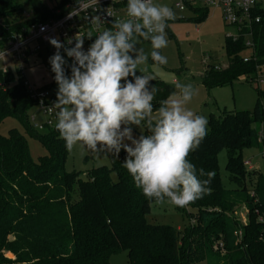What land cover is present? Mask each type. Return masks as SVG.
I'll return each instance as SVG.
<instances>
[{
  "label": "trees",
  "instance_id": "obj_1",
  "mask_svg": "<svg viewBox=\"0 0 264 264\" xmlns=\"http://www.w3.org/2000/svg\"><path fill=\"white\" fill-rule=\"evenodd\" d=\"M70 1L50 10L42 0H28L34 14L27 19L19 0H0V49L30 24L61 17L56 12ZM198 13L196 21L201 23L208 13ZM258 15L262 22L253 26L255 59L243 61L244 40L226 39L229 65L208 66L202 76L206 88L253 80L264 67V11ZM0 84L6 86L0 87V127L15 119L48 151L34 161L28 140L18 129L8 136L0 134V264H110L113 256L124 252L129 264H264V171H248L244 156L261 147L255 126L264 121V90L257 89L252 111L210 115L206 136L187 159L199 179H208L199 175L200 169L215 175L207 186L210 192L187 205L195 210L190 214L195 223L177 229L148 221L156 203L135 187L123 167L127 155L123 150L118 157L111 155L110 167H95L84 177L67 172L65 142L56 128L45 133L34 129L29 112L36 104L16 72L0 71ZM152 86L157 89L155 112L175 88L160 79L150 82L149 91ZM50 87L56 98V82ZM144 129L141 135L150 134ZM223 151L233 190L225 188L220 174ZM242 205L248 210L246 224L230 215ZM220 241L224 253L215 249ZM11 254L14 259L7 256Z\"/></svg>",
  "mask_w": 264,
  "mask_h": 264
},
{
  "label": "clouds",
  "instance_id": "obj_2",
  "mask_svg": "<svg viewBox=\"0 0 264 264\" xmlns=\"http://www.w3.org/2000/svg\"><path fill=\"white\" fill-rule=\"evenodd\" d=\"M174 17L167 5L127 0L126 19L112 21V28L98 34L87 52L82 50L84 39H75V46L66 49L74 59L70 75L60 54L64 45L50 39L57 49L49 62L58 86L51 108L56 110L55 128L68 151L79 146L82 152L107 151L118 157L123 150L127 154L123 167L146 199L186 207L210 192L207 186L215 175L200 169L199 175L208 179H199L187 159L206 136L207 119L186 107L195 89L180 83L175 86L179 91L161 101L154 116L157 89L148 90L154 77L140 68L149 57L153 66L167 63L160 50L167 47L165 29ZM141 39L150 42V52L137 51ZM142 124L150 134L134 139L127 126Z\"/></svg>",
  "mask_w": 264,
  "mask_h": 264
},
{
  "label": "rangeland",
  "instance_id": "obj_3",
  "mask_svg": "<svg viewBox=\"0 0 264 264\" xmlns=\"http://www.w3.org/2000/svg\"><path fill=\"white\" fill-rule=\"evenodd\" d=\"M24 6L23 16H33V10L28 0H19ZM46 7L50 10L55 9L63 0H42ZM181 0H154L155 4L169 6L175 13L174 19L168 21V26L165 29L167 47L161 49V54L167 58V63L164 65L153 66V61L149 57L146 65H141L143 74H149L154 77L153 80L160 79L166 84L175 88V92L179 90L175 87L177 83L192 84L195 89V95L192 100L186 105L188 109L196 115L203 116L207 119V128L209 130V117L211 114L220 115L224 112L234 111H252L256 105L258 94L257 89L264 90V83L258 84L254 79L248 80L242 78L232 86L217 87L209 90L203 83L201 76L208 66L226 68L229 65V59L226 52V39L230 34L235 33L234 30L228 27L222 18V13L217 8L209 10V16L204 22L196 21V14L193 10L187 9L185 12H180L177 4ZM62 12L68 11L66 7L60 9ZM200 14V13H199ZM137 51L143 49L146 53L151 51L149 41L141 40L136 45ZM61 56L66 61V74L70 75V65L73 64L65 51L60 52ZM132 55V54H131ZM45 56L43 63L30 65L27 69L26 76L29 81L40 89L47 90L54 96V91L47 86L55 83V73L52 72L50 57ZM135 58V53L133 54ZM33 63V62H32ZM9 69L15 73V65L11 59L0 61V71ZM264 74V69L261 71ZM137 75H141L139 70ZM152 80V81H153ZM123 83V82H122ZM8 88L13 84H7ZM58 87V86H57ZM55 89V88H53ZM58 91V89H57ZM56 91V93H57ZM56 101V99H55ZM264 105V101H263ZM37 118V122H43V117L38 107H34L29 112L30 122L32 116ZM155 116V112H153ZM122 126V130H123ZM132 129L134 139H138L141 133L145 131L143 124L141 126L128 125ZM256 129L264 130L262 124L255 126ZM18 129L28 140L31 157L34 161H38L40 157L48 155L47 149L36 139L31 138L25 131L24 126L15 119H7L0 127V134L8 136L9 131ZM42 133H45L44 131ZM124 143L130 144V141L125 140ZM260 148L250 149L244 153L245 160H251L252 164L258 166L252 171H264V144ZM113 153L90 151H81L79 146L74 147L69 151L65 169L67 172H81L82 176L88 170L99 166H111V155ZM227 152L223 151L219 155L220 174L223 184L227 190L236 188L235 184L228 179L226 171ZM246 169L249 170L247 167ZM116 179L115 173L113 174ZM195 213L192 208L176 207L170 204H154L152 205L151 213L148 215V221L152 224L171 225L174 228H184L186 225H192L195 219L190 218V214ZM232 215L241 224H246L248 221V210L246 206H240ZM224 253V251H221ZM10 259H14L11 254L7 255ZM110 264H129L127 253L124 252L115 255L111 258ZM200 264H206L201 262Z\"/></svg>",
  "mask_w": 264,
  "mask_h": 264
},
{
  "label": "built area",
  "instance_id": "obj_4",
  "mask_svg": "<svg viewBox=\"0 0 264 264\" xmlns=\"http://www.w3.org/2000/svg\"><path fill=\"white\" fill-rule=\"evenodd\" d=\"M126 6L127 0H72L65 5L68 11L58 10L56 12L61 17L30 24L0 49V61L6 59L13 61L18 79L22 81L44 119L43 122H37V118L33 115L31 123L34 129L43 132L55 128L57 118L56 110L51 108L55 102L54 96L47 90L34 86L26 76L31 59L39 57L44 51L54 55L57 49L49 43V40L53 38L64 45L60 52H66V49L74 47L75 39H84L82 50L87 52L98 34L112 28V21L126 19ZM177 8L180 12H185L187 9L217 8L221 10L224 23L235 32L228 35L227 39L233 42L244 40L246 54L243 61L247 63L255 59L253 26L262 22V17L258 15V12L264 11V0H181ZM97 17H99L98 20ZM26 18L31 19L29 15ZM71 59L74 63V59ZM2 72L10 71L6 68ZM254 80L258 84L264 83V74H261V69ZM0 87L5 88L6 86L0 84ZM261 124L264 128V121ZM258 136L259 143L264 144V130H259ZM245 167L251 171L257 168L251 160H245ZM215 249L224 251V243L218 242Z\"/></svg>",
  "mask_w": 264,
  "mask_h": 264
},
{
  "label": "crops",
  "instance_id": "obj_5",
  "mask_svg": "<svg viewBox=\"0 0 264 264\" xmlns=\"http://www.w3.org/2000/svg\"><path fill=\"white\" fill-rule=\"evenodd\" d=\"M199 10H203V9H194V10H193V13L196 14V15H195L196 18L199 16V13H198ZM206 11H207V13H208V14H207V17H206V19H207L208 16H209V10H206ZM220 12H221V10H220ZM221 13H222V12H221ZM206 19H205V20H206ZM205 20H204V21H205ZM204 21H203V22H204ZM141 40H142V39H141ZM131 54L133 55L134 53H131ZM45 56H51V55H50L48 52L44 51L41 55H39V57H35V58L31 59L30 65H32V64H33V65H37V64L40 63V62L43 63V61H44V57H45ZM32 62H33V63H32ZM30 65H29V66H30ZM263 69H264V67L261 69V71H262ZM203 73H204V72H203ZM202 76H203V74H202ZM202 76H201V79H202ZM55 99H56V98H55ZM256 167H258V166H256ZM262 172H263V171H262Z\"/></svg>",
  "mask_w": 264,
  "mask_h": 264
}]
</instances>
